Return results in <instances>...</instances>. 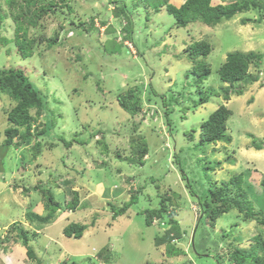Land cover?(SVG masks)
I'll use <instances>...</instances> for the list:
<instances>
[{
  "label": "rangeland",
  "instance_id": "rangeland-1",
  "mask_svg": "<svg viewBox=\"0 0 264 264\" xmlns=\"http://www.w3.org/2000/svg\"><path fill=\"white\" fill-rule=\"evenodd\" d=\"M179 1L66 0L29 27V55L22 56L12 41L0 40V68L25 71L48 103L37 125L49 119L52 131L18 147L0 148V264H234L236 248L264 242V204L257 202L263 199L264 146H253L264 143V91L259 87L264 83V0L261 7L214 25L194 22L176 29L167 4ZM122 7L125 12L119 11ZM0 13V38L12 39L15 26L4 0ZM193 41L210 47L206 55L195 56L209 71L199 85L187 49ZM235 51L262 55L247 67L254 82L223 84L218 68ZM225 86L231 87L228 99ZM258 87L261 94H256ZM127 89H132V112L118 102V95L127 98ZM213 91L218 95H210ZM250 94L257 98L252 103ZM201 95L209 100L193 105ZM220 104L232 110L225 122L231 141L206 144L203 151L194 148L200 124ZM10 106L12 101L0 93V132ZM136 136L147 141L148 150L140 160H130V137ZM38 141L39 147L32 148ZM207 165L216 168L204 175ZM238 173L244 176L242 188L252 200L253 216L232 208L212 224L204 213L208 191ZM49 192L59 207L37 229L31 217L47 214ZM134 195L137 200L125 214L111 218L113 209ZM146 209L161 211L148 226L140 212ZM172 219L184 233L170 245L156 243ZM15 221L29 232L28 243L11 225ZM71 222L87 225L79 239L62 233ZM28 246L35 258L29 257ZM257 255L264 264V249L258 248Z\"/></svg>",
  "mask_w": 264,
  "mask_h": 264
},
{
  "label": "trees",
  "instance_id": "trees-1",
  "mask_svg": "<svg viewBox=\"0 0 264 264\" xmlns=\"http://www.w3.org/2000/svg\"><path fill=\"white\" fill-rule=\"evenodd\" d=\"M4 2L6 3V7L9 11L15 29L14 37L12 39L1 37L0 40L3 43L12 41L17 46L18 52L22 56H27L31 52L30 44L32 43V38H30L28 34L29 27L36 26L44 16L54 13L57 7L61 8V5L65 4L66 0H4ZM210 2L211 0H183L177 2V4H167V13L171 14L174 19V28L184 29L190 23L194 22L214 25L222 19H230L236 13L246 11L253 7H261L260 0H234L223 5H211ZM57 3L59 4L56 5ZM157 5L159 4L157 3L156 6ZM124 10V7H122L119 11L125 12ZM2 19L3 15L0 13V23ZM104 22V20L101 21V23ZM128 28L131 30V25ZM125 37L126 39H132L131 34H126ZM48 44L51 46L52 42L50 41ZM115 45L116 44H113V47H115ZM187 49L189 50V55H192V59L195 64L193 67V72L198 75L196 82L197 85H199L202 80L207 78L209 71L208 67L204 65L203 62L196 61L195 56L206 55V53L210 50V47L206 42L193 41L187 46ZM261 57V54H256L253 52H248L246 54L237 51L228 52L226 54L225 62L218 68L217 72L220 75L221 80L228 82L229 86L231 87L239 81H245L243 83L246 84L251 83L255 81L256 78L255 76L247 73L248 64L251 60L259 59ZM231 87H229V89ZM229 89L227 87L224 88L226 92L224 95L225 99L229 98ZM131 91L132 89H127V91L124 92V95L127 97L126 99L120 98L118 95L119 105L126 112H132L133 107H135L134 102L129 101L128 99L131 96ZM0 93L5 94L12 101V106L6 108L7 126L4 127V129L0 132V148L5 150V148L9 147L10 145L18 147L28 139H32L36 136L39 137L44 133L52 134V131L50 132L49 129L51 126V124L48 123L49 119H45V122L40 125L41 128H39V125H37L39 123L41 114L44 113V115H47L48 103L43 93L37 89V87L22 68L15 66L0 68ZM236 93H241V90H236ZM212 94L218 95V92L213 91L210 95ZM169 97L172 98L171 95ZM208 100L209 95H201L197 100H193V105L197 106L207 102ZM224 101L226 102L228 100ZM162 104L167 106V100L163 99ZM187 108L188 107H183L181 110L184 111L187 110ZM169 110L171 109H165V112L168 113ZM230 111L232 110L229 109L225 104H220L213 112L208 114L207 118L204 119L199 126L200 139L197 143H194L196 145L194 148L199 146L198 149L203 151V148L206 144H215L218 141H231V138L225 132L227 129L225 122L229 114H231ZM167 122H170V120L167 119ZM34 130H36L35 133L33 132ZM189 136L192 135L189 134ZM14 139L16 140L14 141ZM253 139L256 138L253 137ZM130 141L133 147L131 148L132 157L130 160H134V157H137V160H140L148 150L147 141L142 140L141 136L130 137ZM263 144L257 141L253 146L256 149H261L262 146H264ZM39 145L40 143L38 141L33 145L32 148H38ZM174 156V160L178 161L177 156ZM215 168L209 165L203 167L204 175H207L208 171L214 170ZM180 169L182 170V168ZM182 177H186L184 173L182 174ZM243 181V174L238 173L224 185H220L216 189L208 191L211 200H206L204 202V213L212 224L214 223L215 218L219 217L222 213L229 211V209L232 208H237L239 211H245L244 217L246 218L253 216V203L248 196V191L242 188ZM259 182L262 186V189L259 191V193L261 191L263 192L261 193L263 199L257 202L259 205H261L262 203L264 204V172L261 174ZM232 188L236 190L233 195H231ZM47 194V214L42 217L36 215L31 217V219L34 220L33 222H35L37 229L41 228L43 224L49 222V220L54 217L55 211L59 207L57 201L53 199L50 192ZM136 200L137 196L134 195L131 197V200L126 202L122 207L114 208L111 218L114 217L113 219H115L118 216L125 214L127 208L131 205L130 202H136ZM164 208L165 207H163V209ZM140 212L144 213V222L147 226L152 224L154 215L159 216L161 214L160 209H155L153 211L146 209L140 210ZM11 225L16 226V229L19 230L18 236H21L24 243H28L29 232L24 229L19 221H15ZM86 229V224L71 222L63 228L62 233L65 236L79 239ZM182 233H184V231L180 230L177 220L172 219L164 234L161 237H156L155 242L158 244L165 243L170 245L173 238L179 237ZM174 248L175 247H172V251ZM258 248H261L262 250L264 249L263 241H259L256 243V245H253L252 248L248 250H240L236 248V250L232 253L234 264H247L249 260L250 262L260 264L261 257L257 255ZM33 252L34 251L32 248L28 246L27 253L30 258L36 257V255L34 256Z\"/></svg>",
  "mask_w": 264,
  "mask_h": 264
},
{
  "label": "clouds",
  "instance_id": "clouds-1",
  "mask_svg": "<svg viewBox=\"0 0 264 264\" xmlns=\"http://www.w3.org/2000/svg\"><path fill=\"white\" fill-rule=\"evenodd\" d=\"M203 24H205V23H203ZM237 52H240V51H237ZM241 53H243V52H241ZM223 81V80H222ZM254 82V81H253ZM223 84H225L226 86H227V82H225V81H223ZM229 84V83H228ZM262 85H260L259 87H260V89H263V87H264V83H261ZM225 86V87H226ZM259 87H258V92L256 93V94H258V93H260L259 92ZM255 94V95H256ZM255 95H253V94H250V97H249V99H250V103H252L255 99H257L256 98V96ZM224 100V99H223ZM199 132V131H198ZM194 137V136H193ZM199 141V140H198ZM196 143V142H195Z\"/></svg>",
  "mask_w": 264,
  "mask_h": 264
},
{
  "label": "crops",
  "instance_id": "crops-1",
  "mask_svg": "<svg viewBox=\"0 0 264 264\" xmlns=\"http://www.w3.org/2000/svg\"><path fill=\"white\" fill-rule=\"evenodd\" d=\"M261 90H263L264 91V87H263V89H261ZM260 92V94L262 93L261 91H259Z\"/></svg>",
  "mask_w": 264,
  "mask_h": 264
},
{
  "label": "bare ground",
  "instance_id": "bare-ground-1",
  "mask_svg": "<svg viewBox=\"0 0 264 264\" xmlns=\"http://www.w3.org/2000/svg\"><path fill=\"white\" fill-rule=\"evenodd\" d=\"M49 123V122H48ZM113 191V190H112ZM168 207V206H167ZM114 218V217H113Z\"/></svg>",
  "mask_w": 264,
  "mask_h": 264
}]
</instances>
